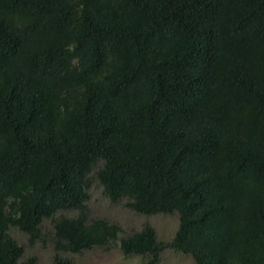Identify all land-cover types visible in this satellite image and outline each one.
I'll list each match as a JSON object with an SVG mask.
<instances>
[{
  "label": "trees",
  "instance_id": "obj_1",
  "mask_svg": "<svg viewBox=\"0 0 264 264\" xmlns=\"http://www.w3.org/2000/svg\"><path fill=\"white\" fill-rule=\"evenodd\" d=\"M92 180L171 240L89 219ZM46 219L52 264H264V0H0V264Z\"/></svg>",
  "mask_w": 264,
  "mask_h": 264
},
{
  "label": "rangeland",
  "instance_id": "obj_2",
  "mask_svg": "<svg viewBox=\"0 0 264 264\" xmlns=\"http://www.w3.org/2000/svg\"><path fill=\"white\" fill-rule=\"evenodd\" d=\"M88 217L104 218L121 226L123 236L132 231L139 230L145 223L152 226L158 240L167 242L171 240L176 228V214H139L124 206V200L118 203L111 202L102 192L97 181L92 180L87 201ZM66 216L74 212H63ZM42 236L33 243L28 242L25 234L17 228H10L9 233L22 245L24 256L34 255L37 264H52L53 246L51 242L52 226L49 220L41 224ZM73 264H145L138 255H125L120 250L118 243L113 242L109 247H94L79 254H66ZM158 264H193L191 256L176 252L170 248L164 249L159 257Z\"/></svg>",
  "mask_w": 264,
  "mask_h": 264
}]
</instances>
